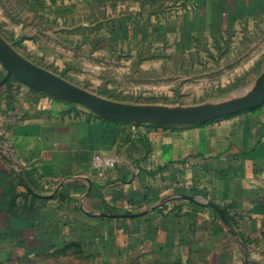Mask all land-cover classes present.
I'll use <instances>...</instances> for the list:
<instances>
[{"label": "crops", "instance_id": "0c3cea01", "mask_svg": "<svg viewBox=\"0 0 264 264\" xmlns=\"http://www.w3.org/2000/svg\"><path fill=\"white\" fill-rule=\"evenodd\" d=\"M97 1L204 41L264 36V0ZM12 78L0 86V264H264V103L200 123L77 119ZM95 153L118 165L99 177Z\"/></svg>", "mask_w": 264, "mask_h": 264}, {"label": "rangeland", "instance_id": "374dc122", "mask_svg": "<svg viewBox=\"0 0 264 264\" xmlns=\"http://www.w3.org/2000/svg\"><path fill=\"white\" fill-rule=\"evenodd\" d=\"M0 2V36L7 44L110 100L170 107L210 104L252 91L264 70V56L254 55L264 50V36L258 33L204 41L120 3ZM61 102L74 118L94 113L82 104Z\"/></svg>", "mask_w": 264, "mask_h": 264}, {"label": "water", "instance_id": "95a60500", "mask_svg": "<svg viewBox=\"0 0 264 264\" xmlns=\"http://www.w3.org/2000/svg\"><path fill=\"white\" fill-rule=\"evenodd\" d=\"M0 61L7 71L0 79V86L9 78L16 77L36 90L82 104L100 116L124 122L200 123L254 109L264 103V70L254 89L242 96L197 106L170 107L124 103L95 95L24 57L1 36Z\"/></svg>", "mask_w": 264, "mask_h": 264}, {"label": "built area", "instance_id": "2783aa9c", "mask_svg": "<svg viewBox=\"0 0 264 264\" xmlns=\"http://www.w3.org/2000/svg\"><path fill=\"white\" fill-rule=\"evenodd\" d=\"M91 164L99 177H104L107 170L113 169L118 165V158L107 153H95Z\"/></svg>", "mask_w": 264, "mask_h": 264}]
</instances>
